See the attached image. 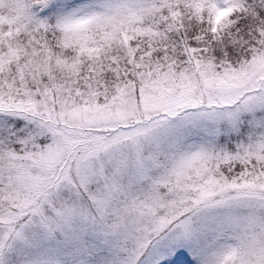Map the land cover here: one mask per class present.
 Segmentation results:
<instances>
[{
	"label": "snow or ice",
	"instance_id": "obj_1",
	"mask_svg": "<svg viewBox=\"0 0 264 264\" xmlns=\"http://www.w3.org/2000/svg\"><path fill=\"white\" fill-rule=\"evenodd\" d=\"M0 264H264V0H0Z\"/></svg>",
	"mask_w": 264,
	"mask_h": 264
}]
</instances>
